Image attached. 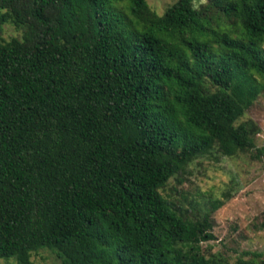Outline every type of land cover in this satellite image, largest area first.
<instances>
[{
    "label": "trees",
    "instance_id": "1",
    "mask_svg": "<svg viewBox=\"0 0 264 264\" xmlns=\"http://www.w3.org/2000/svg\"><path fill=\"white\" fill-rule=\"evenodd\" d=\"M3 24L20 32L0 39L3 264H264L205 257L207 217L160 193L254 148L235 123L264 90V0H0Z\"/></svg>",
    "mask_w": 264,
    "mask_h": 264
},
{
    "label": "rangeland",
    "instance_id": "2",
    "mask_svg": "<svg viewBox=\"0 0 264 264\" xmlns=\"http://www.w3.org/2000/svg\"><path fill=\"white\" fill-rule=\"evenodd\" d=\"M176 0H145L157 15ZM208 0H193L194 7ZM20 32L9 24L0 26V39L18 38ZM264 47V46H263ZM250 122L256 129L254 148L233 158L216 150L193 160L185 171L170 178L160 191L185 211L190 219L207 217L212 239L201 243L205 257L220 256L233 263L252 254L264 258V159L255 149L264 147V90L235 124ZM221 205L212 209L216 202ZM33 264H61L48 250L31 256ZM3 264V261H0Z\"/></svg>",
    "mask_w": 264,
    "mask_h": 264
}]
</instances>
